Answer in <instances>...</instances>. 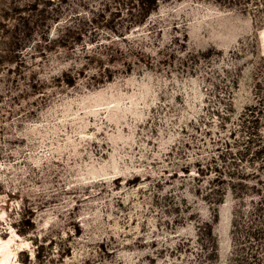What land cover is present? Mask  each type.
Returning <instances> with one entry per match:
<instances>
[{
  "label": "rangeland",
  "instance_id": "obj_1",
  "mask_svg": "<svg viewBox=\"0 0 264 264\" xmlns=\"http://www.w3.org/2000/svg\"><path fill=\"white\" fill-rule=\"evenodd\" d=\"M0 264H264V0H0Z\"/></svg>",
  "mask_w": 264,
  "mask_h": 264
}]
</instances>
